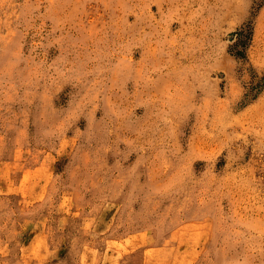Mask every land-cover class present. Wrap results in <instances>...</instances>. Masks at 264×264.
<instances>
[{"label": "rangeland", "instance_id": "obj_1", "mask_svg": "<svg viewBox=\"0 0 264 264\" xmlns=\"http://www.w3.org/2000/svg\"><path fill=\"white\" fill-rule=\"evenodd\" d=\"M263 76L264 0H0V264H264Z\"/></svg>", "mask_w": 264, "mask_h": 264}, {"label": "trees", "instance_id": "obj_2", "mask_svg": "<svg viewBox=\"0 0 264 264\" xmlns=\"http://www.w3.org/2000/svg\"><path fill=\"white\" fill-rule=\"evenodd\" d=\"M254 18L243 24L234 34L236 42L230 47L229 52L236 58L246 59V52L252 42L254 33ZM262 92H264V76L253 83V86L247 89V100L244 106L253 102Z\"/></svg>", "mask_w": 264, "mask_h": 264}]
</instances>
